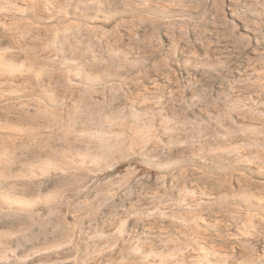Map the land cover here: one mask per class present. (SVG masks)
<instances>
[{
    "label": "rangeland",
    "instance_id": "rangeland-1",
    "mask_svg": "<svg viewBox=\"0 0 264 264\" xmlns=\"http://www.w3.org/2000/svg\"><path fill=\"white\" fill-rule=\"evenodd\" d=\"M0 156V264H264V0H0Z\"/></svg>",
    "mask_w": 264,
    "mask_h": 264
},
{
    "label": "bare ground",
    "instance_id": "bare-ground-1",
    "mask_svg": "<svg viewBox=\"0 0 264 264\" xmlns=\"http://www.w3.org/2000/svg\"><path fill=\"white\" fill-rule=\"evenodd\" d=\"M1 161H2V156H0V162H1ZM26 198H27V197H26ZM18 201H19V200H18ZM158 210H159V209H158ZM202 252H203V251H202ZM205 252H206V251H205ZM215 254H216V253H215ZM222 258H223V257H222ZM222 258H221V259H222ZM194 261H195L196 263H197V262H203V263H209V264H210V262H212V260H211L207 255H205L204 257L202 256L201 259H199V258L197 259V258H196ZM224 261H225V260H224ZM212 263H214V262H212ZM212 263H211V264H212ZM187 264H188V263H187Z\"/></svg>",
    "mask_w": 264,
    "mask_h": 264
}]
</instances>
